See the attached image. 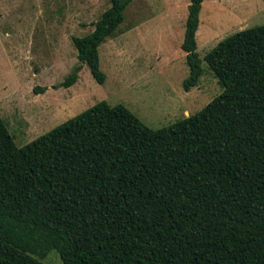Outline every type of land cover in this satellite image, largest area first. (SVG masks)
Here are the masks:
<instances>
[{
  "label": "trees",
  "instance_id": "obj_1",
  "mask_svg": "<svg viewBox=\"0 0 264 264\" xmlns=\"http://www.w3.org/2000/svg\"><path fill=\"white\" fill-rule=\"evenodd\" d=\"M132 0H109L91 32L72 36L99 83V45ZM181 48L185 91L203 74L189 0ZM264 3V0H262ZM222 87L203 108L151 128L100 100L17 146L0 115V264H264V24L205 53ZM44 91V87H35Z\"/></svg>",
  "mask_w": 264,
  "mask_h": 264
},
{
  "label": "rangeland",
  "instance_id": "obj_2",
  "mask_svg": "<svg viewBox=\"0 0 264 264\" xmlns=\"http://www.w3.org/2000/svg\"><path fill=\"white\" fill-rule=\"evenodd\" d=\"M189 0H132L114 36L98 47L103 83L84 63L77 81L58 84L79 64L71 37L84 36L109 0H0V115L22 146L100 100L123 104L147 126H168L203 108L222 87L203 60L221 39L264 24L262 0H204L196 32L203 74L185 91L181 48ZM45 90H34L35 87ZM62 264L50 250L40 258Z\"/></svg>",
  "mask_w": 264,
  "mask_h": 264
}]
</instances>
